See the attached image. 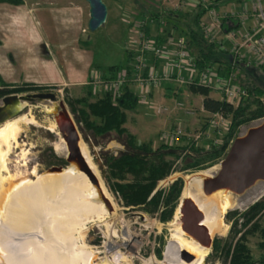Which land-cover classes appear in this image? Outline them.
I'll return each instance as SVG.
<instances>
[{"label": "rangeland", "instance_id": "1", "mask_svg": "<svg viewBox=\"0 0 264 264\" xmlns=\"http://www.w3.org/2000/svg\"><path fill=\"white\" fill-rule=\"evenodd\" d=\"M144 1H147L148 8L139 0H103L107 8V17L105 22L95 31L88 29L89 6L85 0H23L22 4L19 5L0 3V82L10 87L24 82H34L39 85L46 84L48 88L40 91H52L56 94L55 101L42 100L23 104L9 118L11 121H17L18 127L16 129V143L12 147H6L5 150L10 148V152L6 157L7 167L15 183L34 181L36 177H32L31 172L43 174L46 171V174H48L47 171L51 166H60L61 164L56 162L54 157L50 155V151L55 157L66 161L67 147L57 131L56 125H53L56 111L60 110L58 104L60 101L63 102L64 109L69 113L71 121L90 153L91 161L95 165L94 172L90 168L89 170L97 181L99 179V181H102L109 192L112 212H114L113 216L106 214L108 216L105 217L104 222L87 220L85 217H83L85 219L81 218L79 221L81 226L78 225L79 229L75 236H78L80 229L84 227L86 234L83 240L89 246L95 247L97 254L101 257L105 255L103 252L105 241L108 243L110 240L121 241L116 235L112 236V231L118 234L120 230L129 226L134 232L135 227L137 232L139 231L144 237L143 242L145 244L138 248L139 259L129 257L132 264H146L147 260L152 261V264H166L168 261L165 254L166 246L174 228L171 223L174 220L176 211H178L179 204L187 198L184 197L187 179L200 171L219 165L220 160L208 164L203 169L189 170L180 169V159L173 161L170 175L166 179L171 178L172 182L177 177H181L183 187L177 200L178 205L169 221H160L159 211L148 214L143 210L129 209L120 202L116 194L110 191L105 179L107 169L104 163L106 156L125 151L127 149L126 145L115 133H110L109 137L105 138L106 142L109 140L105 146L95 145L96 140L92 136L83 137L79 125L69 109L68 101L78 99L81 93L78 88L88 86L91 78L88 77L84 81L80 80L81 84L75 82L74 78L67 81H58L54 78L58 74L105 75L108 73L110 65H120V69H122L127 62L128 53L131 56L135 49L140 48L143 37L150 39L153 44L159 45L165 43L169 36L177 37L179 35L178 30L174 28L173 22H182L184 20L182 15L191 13L203 0ZM255 2V0H221L219 2L221 8L218 10L220 16L225 13L241 15L242 11L247 9L248 18L247 21L243 19V28H240L234 36H227L215 30L210 38L223 49L229 51L234 49L237 43L242 42L245 31L251 30L257 23ZM261 2L264 3V0H261ZM140 6L141 9L146 8L157 13L158 16H152L149 12H146L144 16L139 15L137 8ZM204 18H202L203 21ZM145 27L147 32L144 31ZM158 40L161 41L158 42ZM245 49H240V52L247 57L248 53ZM142 53L144 66L143 71H141L145 77L151 69L158 76L162 75L165 69H170L173 57L168 52L159 58L155 57L152 51L147 50ZM252 62L256 66L261 65L255 63V61ZM159 63H161L160 67ZM54 65H57V71L55 75H52L54 72L51 67ZM215 69L213 67V71ZM167 73L168 79L163 80L160 85L149 84L147 89H143V97L139 98L136 110L129 113L126 127L136 135L137 141H151L154 147L161 142L171 145H186L191 140L198 145H206L216 133L223 134L226 129L225 125L210 123V114L202 109V96L192 93L189 84L178 83L174 72L169 70ZM255 74L258 83L264 87V72L261 73L259 70H255ZM169 84L172 86H167ZM129 86L133 89L134 83ZM217 86L218 84L211 88L212 97L222 96ZM24 93L29 92L19 94ZM76 105H78L77 102ZM50 108L52 110H49ZM261 121L262 119H255L241 125L237 137L244 135L249 128L256 126ZM203 126L206 127L204 130H202ZM177 128L181 129V133L176 138L165 137ZM204 131H207L208 134H205ZM61 141L64 142L66 151L59 152L57 150L56 144ZM111 141H115L117 145H111ZM49 147L51 150H49ZM48 159L53 161L54 164L48 166L45 163ZM68 165L69 163L66 161L65 164H62V168H67ZM54 172H62V170ZM81 172L86 174L84 171ZM74 179L76 182L73 181L70 186L74 190L76 188L82 190L84 184L80 175H74ZM163 181L164 179L158 182L157 188H166L171 183L168 182V184L163 185ZM223 191L229 194L232 193L229 190ZM192 192L196 194V191L192 190ZM200 192L204 197H209L207 196L209 194H205L202 189ZM229 194L227 197H229ZM232 196L236 197L237 206L228 209L222 216L223 222L227 225L226 233L214 235L213 240L216 237L223 240L232 235L230 231L232 224L226 219L229 211L243 212L256 201L264 199V180H257L244 193H233ZM98 201L101 202L99 199ZM103 204L106 206L104 201ZM105 208L110 213L109 208L107 206ZM113 217L117 218L115 222ZM178 217H180V214ZM259 220L261 224H264V216H261ZM108 221H110L109 225L106 224ZM178 221H180L179 218ZM240 222L241 219L238 220L236 229L240 228ZM144 226H146L145 229H143ZM137 232L135 231L139 236ZM256 241V236H248L251 251L258 255L259 250ZM116 249L121 250V247L112 248V251L108 252H114ZM157 249L160 250V256L157 255ZM209 250L205 264H228V258L222 250L215 251L213 244Z\"/></svg>", "mask_w": 264, "mask_h": 264}, {"label": "trees", "instance_id": "2", "mask_svg": "<svg viewBox=\"0 0 264 264\" xmlns=\"http://www.w3.org/2000/svg\"><path fill=\"white\" fill-rule=\"evenodd\" d=\"M139 1L148 8L147 1ZM220 1L211 0L207 5L201 1L191 13L182 15L184 19L182 22H173L174 28L178 30L177 37H184L198 71L215 67L218 75L224 77L237 68L234 83L246 90V96L234 106L225 100L223 94L220 98L211 97L209 94L212 87L200 84L198 79L189 84L192 93L202 96L201 107L204 111L209 114L219 113L229 119V125L224 133L214 135L218 142H214L213 139L206 145H198L193 140L186 145L161 142L156 147L151 141L138 142L136 135L124 126L128 120V112L134 111L139 101L128 86H124L116 98H113L110 92H104L94 101L79 98L68 101L70 112L74 115L84 138L90 135L96 140V145L104 146L105 138L113 132L126 145L125 151L117 155H108L104 159L107 169L105 179L110 191L129 209L143 210L148 214L159 211L158 216L162 222L172 218L183 187V179L177 177L166 188H157L158 182L170 175L173 161L180 159L181 170L203 169L225 156L241 125L264 118V87L258 83L255 74V70L264 72L263 65L256 66L246 59L237 60L232 52L223 49L203 31L202 18L210 9L218 10ZM22 2L23 0H0V3L11 5H19ZM145 9H141L140 6L137 13L144 16L149 12L152 16H158L157 13ZM240 26L239 16L232 13H225L220 20L222 34L236 31ZM144 31L147 32L146 27ZM127 56L124 67L130 72L132 55L128 53ZM120 68V65H111L108 72L115 75ZM47 88L48 86L31 83L10 87L0 82V99L11 93L40 91ZM76 102L83 103V107H77ZM205 128L203 126L202 130ZM50 153L55 161L61 164L60 166L66 163L64 159L55 157L51 151ZM45 163L48 166L54 164L50 159ZM261 216H264V199L256 201L243 212L229 211L226 219L232 224L230 230L232 235L223 240L216 237L213 240V249L222 250L228 258V264H264V224L260 223ZM239 219L240 228L236 229ZM249 235L257 237L258 255L250 249ZM156 252L160 256V250L157 249Z\"/></svg>", "mask_w": 264, "mask_h": 264}, {"label": "bare ground", "instance_id": "3", "mask_svg": "<svg viewBox=\"0 0 264 264\" xmlns=\"http://www.w3.org/2000/svg\"><path fill=\"white\" fill-rule=\"evenodd\" d=\"M25 103L21 102L19 108ZM57 116L61 117V114ZM0 126V264H132L130 253L120 249L108 251L123 246L137 251L141 239L135 233V227L134 232L129 226L118 234L112 231V236L116 235L121 241H105L106 251H103L105 255L101 257L95 247L89 246L83 240L86 234L84 227L80 229V234L75 236L81 218L104 222L108 216L106 214L114 215V212L109 213L103 204L102 197L110 202L111 196L102 181L99 179L97 184L92 183L73 161L67 168H63L62 172L46 174L45 171L43 174H36L34 181L13 182L6 159L10 148L5 149L16 143L18 124L17 121L9 119ZM56 145L59 152L66 151L63 141ZM79 147L89 168L94 172L95 165L82 140L79 141ZM218 169L219 165H216L190 176L184 191V197L190 198L204 213L203 224L211 238L226 233L227 225L222 216L228 209L237 206L236 197L232 196L234 192L229 190L232 192L229 194L223 191L228 189H218L207 195V198L201 194L203 180L211 177ZM31 174L34 175L33 172ZM74 175H80L84 184L82 190H74L70 186L75 180ZM192 190L196 191V194ZM178 215L179 212L176 211L171 223L174 228L166 246V264H205L209 248L200 247L183 236ZM116 220L117 218L113 221ZM106 224L109 225L110 221ZM182 249L193 255L191 261L181 258ZM146 264H152V261L147 260Z\"/></svg>", "mask_w": 264, "mask_h": 264}, {"label": "water", "instance_id": "4", "mask_svg": "<svg viewBox=\"0 0 264 264\" xmlns=\"http://www.w3.org/2000/svg\"><path fill=\"white\" fill-rule=\"evenodd\" d=\"M89 6L88 29L95 31L106 20L107 8L103 0H85ZM42 100H56V94L52 91L29 92L24 94L11 93L5 95L0 101V124L11 118L20 108L21 102H33ZM59 109L55 114V125L67 147L66 161L70 164L75 162L79 169L84 171L90 181L97 184L98 181L89 170L80 147L81 136L64 109L63 102H59ZM57 114H61L58 117ZM85 142V140L83 138ZM93 149V148H92ZM63 166H51L47 172L61 171ZM38 174V172H37ZM36 173L32 177H35ZM257 180H264V118L262 121L236 137L224 158L219 162V169L202 182V191L211 194L218 189H228L234 193H242L251 187ZM157 188L154 190V192ZM105 205L112 211V206L105 197H102ZM180 214V228L183 236L193 241L200 247L210 248L213 239L210 237L207 227L203 224L204 213L190 199L186 198L178 206ZM181 258L191 261L193 255L182 249Z\"/></svg>", "mask_w": 264, "mask_h": 264}, {"label": "built area", "instance_id": "5", "mask_svg": "<svg viewBox=\"0 0 264 264\" xmlns=\"http://www.w3.org/2000/svg\"><path fill=\"white\" fill-rule=\"evenodd\" d=\"M255 1V16L257 23L251 30L245 31L242 37V42L237 43L235 48L230 50V52L235 55L237 60L246 59L247 62L254 63L252 61H255V63L257 64L264 65V3H262L261 0ZM210 2L211 0H203V3L205 5L210 4ZM238 16L241 20L240 28H243V22L247 21L248 18L247 9H244L241 15ZM204 17L205 20L203 21L202 19L203 31L205 35L210 38V35H212L213 31H220V20L223 16L219 15L218 10L212 8L205 14ZM243 19L245 20L243 21ZM239 29H237L236 31L228 32L226 35L232 37L239 31ZM142 39L143 40L140 44V48L135 49L132 53L131 61L129 64L130 72H128V70L123 67L110 78H104L95 74L96 76L91 77L89 84L93 85L94 87H100L105 92H110L113 98H116L119 96L120 91L124 86H128L130 89H132L129 85L134 83V88L132 89V91L139 100V98L143 97L142 93L144 88L147 89L149 84H153L154 86L160 85L163 80L168 79L167 72H169L170 70V72L175 73L176 81L180 84H191L196 79H198V82L200 84L210 86L212 88H214L215 85L218 84L217 88L220 89L225 100L234 106H236L240 102V100L246 96V90L234 83L237 68L224 77H220L217 71H213L212 68L198 71L195 67L193 57L190 55V52L187 48L184 37H169L165 43L160 45L153 44L150 39H146L144 37ZM242 48H246L245 51L247 50L246 52L248 53L247 57L245 54H242L240 52V49ZM147 50L152 51L153 55L157 58L162 57L164 53L168 52L173 57V61L170 64V69H165V72L160 76L154 73L152 69L148 72V75L146 77L142 75V69L144 66V57L142 55V52ZM210 117V123L215 125L219 123L222 124V126L225 125V128L227 129V126L229 125L228 118L222 116L219 113L210 114ZM180 133L181 129L177 128L170 135L167 134L165 137L176 138V136H178ZM204 133L208 134L207 131H204ZM197 137H199V135H197ZM212 139L214 142H218L217 139L214 138V136ZM168 182H171V178H165L162 183L164 185L168 184ZM120 202L122 203L121 200ZM145 228L146 226L143 227V229ZM137 233H139V231ZM139 238L141 239L140 246L142 244H145L143 242L144 237L141 235V233H139ZM121 250L123 252L130 253L132 255V258L136 257V259H139V249L137 250V252H134L123 246L121 247Z\"/></svg>", "mask_w": 264, "mask_h": 264}, {"label": "crops", "instance_id": "6", "mask_svg": "<svg viewBox=\"0 0 264 264\" xmlns=\"http://www.w3.org/2000/svg\"><path fill=\"white\" fill-rule=\"evenodd\" d=\"M220 8H221V5L219 6V9L218 10H220ZM111 66V65H110ZM161 66V63H159V67ZM51 67V66H50ZM52 68V70H53V74L52 75H55L56 73V68H57V65H54V66H52L51 67ZM157 68H158V66H157ZM93 76H96V75H63V74H58V75H55L54 76V78L55 79H57L58 81H67V80H69V79H71V78H74L75 80V82H80V84L82 83L81 81H84L85 79H87L88 77H89V79L91 78V77H93ZM99 76H102V77H104V78H110V76L112 77V76H114V75H112V74H109V72L108 73H106L105 75L103 74V75H99ZM81 80V81H80ZM25 83V82H24ZM26 83H31V84H36V85H39V84H37V83H34V82H26ZM67 83V82H66ZM23 84V83H22ZM79 84V85H80ZM40 85H43V84H40ZM78 85V86H79ZM43 86H47L46 84H44ZM167 86H172L171 84H169V85H167ZM76 88H78V87H76ZM81 87H79L78 88V90L81 92L80 93V95H79V99H86L87 101H94V100H96L98 97H100L101 95H102V93H104L105 91L104 90H102V89H100V88H98V87H94L93 85H89L88 84V86L86 85V87H84V88H81ZM210 96L212 95V92H210V94H209ZM212 97V96H211ZM214 98H220V97H214ZM78 107H83V103H79L78 105H77ZM136 110V109H135ZM134 110V111H135ZM133 111H131V112H128V120H129V113H132ZM75 118V117H74ZM127 120V121H128ZM130 120H132V119H130ZM124 126L126 127V123L124 124ZM127 128V127H126ZM128 129V128H127ZM129 130V129H128ZM130 131V130H129ZM131 132V131H130ZM113 133V132H112ZM134 134V133H133ZM109 141V140H108ZM107 141V142H108ZM106 142V143H107ZM106 143H105V145H106ZM110 144L112 145H117V143L115 142V141H111L110 142ZM96 145V144H95ZM104 145V146H105ZM117 155V154H116Z\"/></svg>", "mask_w": 264, "mask_h": 264}]
</instances>
